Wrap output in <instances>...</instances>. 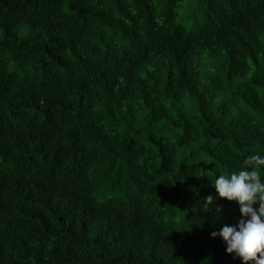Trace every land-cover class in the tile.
<instances>
[{
  "label": "trees",
  "instance_id": "trees-1",
  "mask_svg": "<svg viewBox=\"0 0 264 264\" xmlns=\"http://www.w3.org/2000/svg\"><path fill=\"white\" fill-rule=\"evenodd\" d=\"M184 1L0 0V264H243L213 185L264 157V0Z\"/></svg>",
  "mask_w": 264,
  "mask_h": 264
},
{
  "label": "clouds",
  "instance_id": "clouds-1",
  "mask_svg": "<svg viewBox=\"0 0 264 264\" xmlns=\"http://www.w3.org/2000/svg\"><path fill=\"white\" fill-rule=\"evenodd\" d=\"M264 157L251 154L244 161L241 170L229 175L220 174L215 179L214 188L219 198L236 201L240 206L241 219L236 225L225 224L212 237H221L226 243V251L234 253L243 264H264V182L261 179ZM214 204V197L205 198L203 210ZM258 204L256 208L254 205ZM220 213L222 206L215 205Z\"/></svg>",
  "mask_w": 264,
  "mask_h": 264
},
{
  "label": "rangeland",
  "instance_id": "rangeland-1",
  "mask_svg": "<svg viewBox=\"0 0 264 264\" xmlns=\"http://www.w3.org/2000/svg\"><path fill=\"white\" fill-rule=\"evenodd\" d=\"M199 2H197L196 0H185L181 6V8L179 9V14H178V19L179 21L181 19H184L185 17H187L188 13H191L193 10H197L199 7ZM198 12H196L197 14ZM192 25L191 20L188 18L187 23L185 24L186 28H190Z\"/></svg>",
  "mask_w": 264,
  "mask_h": 264
}]
</instances>
